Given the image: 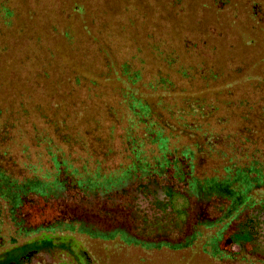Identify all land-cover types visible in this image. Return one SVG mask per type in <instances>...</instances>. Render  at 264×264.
Masks as SVG:
<instances>
[{
    "label": "trees",
    "instance_id": "trees-1",
    "mask_svg": "<svg viewBox=\"0 0 264 264\" xmlns=\"http://www.w3.org/2000/svg\"><path fill=\"white\" fill-rule=\"evenodd\" d=\"M4 224L38 235L0 264H89L74 235L264 264V0H0Z\"/></svg>",
    "mask_w": 264,
    "mask_h": 264
},
{
    "label": "rangeland",
    "instance_id": "rangeland-1",
    "mask_svg": "<svg viewBox=\"0 0 264 264\" xmlns=\"http://www.w3.org/2000/svg\"><path fill=\"white\" fill-rule=\"evenodd\" d=\"M57 53L61 57L64 64L74 66V61H71V57L64 48L57 49ZM87 131L91 132L89 126ZM174 206L167 215L160 218V224L165 228L167 235L170 237H175L179 229H183L179 222L178 212L181 207H187L186 203L177 198L173 202ZM121 215V214H120ZM127 222L130 226L132 222H128L127 219H123V216H116L113 222L120 220ZM121 220V221H122ZM109 223V222H108ZM129 226V227H130ZM147 226V225H145ZM140 229L143 226L139 227ZM158 231V228L156 229ZM38 234L29 236H17L13 233L10 227L6 224L2 227L0 231V238L3 241V245L0 247V253L4 252L11 247L21 245L27 240L36 238ZM72 241L69 243V251L72 255L84 252L88 258L89 264H249L246 259H244L243 254H238L231 258L224 259H214L205 253H202L197 246L194 248H189L185 250H168L164 248L145 250L137 246L132 245H122L116 240L101 241L95 239H89L83 235H74ZM14 241V242H12ZM224 248V247H223ZM245 249V251H247ZM236 246L232 247V252H237ZM23 264H75L72 260V256L59 250H55L51 253H37L32 255Z\"/></svg>",
    "mask_w": 264,
    "mask_h": 264
}]
</instances>
